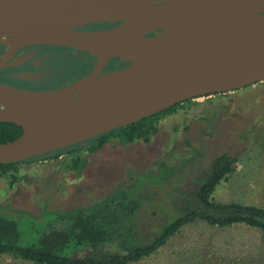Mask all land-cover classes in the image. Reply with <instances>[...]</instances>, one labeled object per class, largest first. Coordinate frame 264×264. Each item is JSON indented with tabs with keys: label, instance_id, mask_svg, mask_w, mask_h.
Listing matches in <instances>:
<instances>
[{
	"label": "rangeland",
	"instance_id": "rangeland-1",
	"mask_svg": "<svg viewBox=\"0 0 264 264\" xmlns=\"http://www.w3.org/2000/svg\"><path fill=\"white\" fill-rule=\"evenodd\" d=\"M6 42L15 48L13 52L19 47L14 41ZM57 52L62 55L61 49ZM3 64L7 67V59ZM121 64L131 65L133 60L126 58ZM54 65L72 71L67 59L59 58ZM190 101L160 117L149 143L123 144L114 139L102 150L88 153L91 146L83 142L71 151H56L19 165L15 184L12 175H0V212L12 219L21 220L24 214L34 218L25 216L20 224L24 244L29 245L39 239L37 232L47 222L46 211L86 205L144 170L154 169L160 160H185L195 151L204 155L206 163L222 153L237 160L234 172L215 192L216 201L264 208V82L220 97ZM78 155L81 159L76 162ZM174 188L172 183L150 188L155 198L150 208L146 206L149 216L161 210V204H165L162 201ZM0 264L36 263L4 254L0 255ZM132 264H264V235L247 226L218 228L194 223L149 258Z\"/></svg>",
	"mask_w": 264,
	"mask_h": 264
},
{
	"label": "water",
	"instance_id": "water-1",
	"mask_svg": "<svg viewBox=\"0 0 264 264\" xmlns=\"http://www.w3.org/2000/svg\"><path fill=\"white\" fill-rule=\"evenodd\" d=\"M226 2L247 7L252 15L233 21L187 74L175 76L136 99L133 96L139 86L137 82L62 104L67 99L79 98L82 91L102 79L105 67L112 60H131L114 54L127 42L171 37L176 31L168 24L178 20V14L171 13L140 36L129 38L128 31L142 16L150 10L166 7L168 1L0 0V39H12L19 47H68L98 58L90 75L61 88L31 91L0 81V123H13L23 129L20 138L0 144V165L23 162L75 146L190 100L232 93L264 82V63L256 62V58L250 56L258 51L256 48L264 55V0H193L192 4L214 7ZM83 6L87 8L82 9ZM100 23L119 24L102 31L83 30ZM84 32L94 36L96 47L103 49L107 44L108 52L102 56L86 45L80 36ZM2 68L4 64L0 61ZM234 68L241 72L238 79L229 76ZM26 110L31 111L30 115L25 114Z\"/></svg>",
	"mask_w": 264,
	"mask_h": 264
},
{
	"label": "trees",
	"instance_id": "trees-1",
	"mask_svg": "<svg viewBox=\"0 0 264 264\" xmlns=\"http://www.w3.org/2000/svg\"><path fill=\"white\" fill-rule=\"evenodd\" d=\"M191 102L83 144L91 146L87 152H98L114 139L123 144L149 143L161 116ZM22 135L23 129L17 125L0 123V144L13 142ZM80 145L65 149L71 151ZM65 149L58 151L62 153ZM40 158L0 165V175H12L11 182L15 184L19 165ZM79 159L80 155L75 161ZM236 163V158L227 153L206 163L204 155L197 151L185 160H160L154 169L144 170L113 192L86 205L65 211H46L44 220L47 222L37 232L39 239L29 245L24 244L20 224L25 216L32 217L24 214L23 219L18 220L0 212V255L10 254L36 264H132L149 258L183 228L194 223L218 228L247 226L264 235V208L239 202L222 203L214 198L219 185L234 172ZM189 175L192 178L187 179ZM171 183L176 188L162 201L165 204H161V210L149 216L146 208H150L155 198L150 188ZM2 208L1 205L0 210Z\"/></svg>",
	"mask_w": 264,
	"mask_h": 264
},
{
	"label": "bare ground",
	"instance_id": "bare-ground-1",
	"mask_svg": "<svg viewBox=\"0 0 264 264\" xmlns=\"http://www.w3.org/2000/svg\"><path fill=\"white\" fill-rule=\"evenodd\" d=\"M168 5L161 9L148 11L128 31V37L140 36L153 25L163 20L171 13L178 14V20L171 21L168 27L176 31L171 37H151L137 41H129L126 46L117 52L115 56L129 57L133 60L130 68L110 72L91 87L86 88L79 98L67 99L62 104H71L76 100H82L93 94L101 93L114 86L127 85L137 82L139 84L133 96L139 98L161 85L169 82L175 76L187 74L205 56V52L211 49L221 38L233 21L240 17L252 15L247 7L235 6L230 3H222L214 7L192 4L193 0H167ZM83 6L82 9H86ZM58 16H63L58 13ZM83 42L93 48L98 54L104 56L108 50L107 44L96 47L92 34L81 33ZM100 39H103L100 36ZM15 50L12 47V50ZM250 53L256 58V62L264 63L260 49ZM262 49V47H261ZM152 52V55H150ZM241 75L237 69H232L229 76L238 79ZM31 111H25L30 115ZM52 139V138H51Z\"/></svg>",
	"mask_w": 264,
	"mask_h": 264
},
{
	"label": "flooded vegetation",
	"instance_id": "flooded-vegetation-1",
	"mask_svg": "<svg viewBox=\"0 0 264 264\" xmlns=\"http://www.w3.org/2000/svg\"><path fill=\"white\" fill-rule=\"evenodd\" d=\"M119 23H100L85 27V31H102L113 28ZM0 39V61L7 59V67L0 69V81L9 86L31 91L51 90L70 85L83 77L90 75L96 68L98 58L88 52L68 47L34 45L18 47L13 52L12 45ZM62 50L59 55L57 50ZM59 58L67 59L72 71L56 69L54 61ZM117 58L108 63L103 74L124 69L129 65L121 64ZM82 74L78 78L74 74ZM21 76L26 77L24 80ZM56 83V84H55Z\"/></svg>",
	"mask_w": 264,
	"mask_h": 264
}]
</instances>
